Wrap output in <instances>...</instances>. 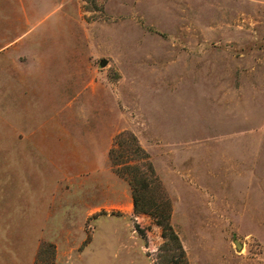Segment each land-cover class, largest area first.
<instances>
[{"label":"rangeland","instance_id":"obj_1","mask_svg":"<svg viewBox=\"0 0 264 264\" xmlns=\"http://www.w3.org/2000/svg\"><path fill=\"white\" fill-rule=\"evenodd\" d=\"M43 126L109 149L41 150ZM119 133L147 152L189 264H264V0H0L3 261L40 241L34 264H162L108 156Z\"/></svg>","mask_w":264,"mask_h":264},{"label":"trees","instance_id":"obj_2","mask_svg":"<svg viewBox=\"0 0 264 264\" xmlns=\"http://www.w3.org/2000/svg\"><path fill=\"white\" fill-rule=\"evenodd\" d=\"M123 134L128 135L129 142L121 140ZM108 156L115 172L131 186L135 211L149 214L161 228L163 243L158 248V256L163 258L162 264H189L179 235L170 223L169 200L164 196L156 198L151 193L158 178L147 152L136 137L132 133L116 135ZM144 194V203L140 204L139 197Z\"/></svg>","mask_w":264,"mask_h":264},{"label":"crops","instance_id":"obj_3","mask_svg":"<svg viewBox=\"0 0 264 264\" xmlns=\"http://www.w3.org/2000/svg\"><path fill=\"white\" fill-rule=\"evenodd\" d=\"M32 58H34V57H32ZM14 59H13L11 64H12V66H14V69L18 68V70H19L20 64H21L20 58L18 57L17 61H15ZM89 61H90V57H89V59H87L86 62L83 63V65H84L83 70L85 71V73H84L85 75H89V73H90V67H87V64L90 63ZM49 129H50V127H47V126L46 127L45 126L40 127L39 131L36 134V137L34 139H32V140H34L33 142L37 148H40L41 150H108L109 149L107 147H104V149H101V147H100L101 139L100 138H97V139L92 138L93 141L91 140V143H90L91 145L88 148L81 145L79 141L78 142L73 141L72 144L70 145L71 146L70 147L69 146V144H70L69 139L70 138L68 136L67 130L64 131L63 128L61 127L59 129L60 131H56L57 138H55V140H54L53 136L55 134V131L52 132V128H51V130H49ZM64 134H65V138H64ZM113 134H114V131L112 129V135ZM71 140H73V139H71ZM106 140H107V137H106ZM106 144H107V141H106ZM20 166L21 165H15L14 166V168H16V171L20 170V169L26 171V167H28V170H29V166H22L23 168H21ZM57 166L59 168H64L68 172V165L66 163H63L62 161L57 160ZM25 171H23V173L21 172L22 174L20 172L17 173V177H19V179L22 178L23 180H26L27 175L24 173ZM30 177H31V175L28 176V178H30ZM67 177L68 176L66 174V179H67ZM76 184H80V186H84L85 185L84 178L80 179L78 182H76ZM93 205H94V203H92V205L88 204L87 207L91 210L93 208ZM39 242L40 241H38L35 244L32 256L23 260L24 262L16 260L15 263H13V264H34L35 255H36V251L38 249ZM0 264H10V263L3 261L0 258Z\"/></svg>","mask_w":264,"mask_h":264},{"label":"water","instance_id":"obj_4","mask_svg":"<svg viewBox=\"0 0 264 264\" xmlns=\"http://www.w3.org/2000/svg\"><path fill=\"white\" fill-rule=\"evenodd\" d=\"M107 63L106 59H102L100 60V65L104 66ZM238 247H240V245L237 244Z\"/></svg>","mask_w":264,"mask_h":264}]
</instances>
